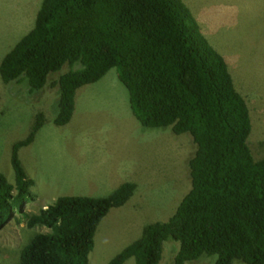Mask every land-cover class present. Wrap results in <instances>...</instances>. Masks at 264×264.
Instances as JSON below:
<instances>
[{"label":"trees","instance_id":"16d2710c","mask_svg":"<svg viewBox=\"0 0 264 264\" xmlns=\"http://www.w3.org/2000/svg\"><path fill=\"white\" fill-rule=\"evenodd\" d=\"M111 68L142 126L187 133L194 150L190 184L173 213L145 224L106 264H160L168 240L178 243L170 264L203 255L215 257L210 264H264V157L256 159L247 142L250 110L183 0H41L32 27L1 58L0 79L26 81L33 93L59 72L51 81V120L61 126L72 117L76 91ZM43 123L39 112L11 147L14 184L0 173V229L17 209V221L47 229L22 248L19 264H89L98 223L128 201L135 185L124 182L104 197L59 196L35 213L24 211L33 180L18 150Z\"/></svg>","mask_w":264,"mask_h":264},{"label":"rangeland","instance_id":"374dc122","mask_svg":"<svg viewBox=\"0 0 264 264\" xmlns=\"http://www.w3.org/2000/svg\"><path fill=\"white\" fill-rule=\"evenodd\" d=\"M40 2L0 0V60L32 27ZM183 2L209 44L225 59L250 110L248 145L256 159L264 157V0ZM58 74L51 73L46 85L33 93L26 81L5 84L0 79V173L14 184L11 147L28 135L41 112L42 127L30 144L18 150L20 163L33 180L24 211L35 213L59 196L104 197L124 182L134 183L128 201L110 209L96 227L88 263L106 264L141 235L145 224L165 221L173 213L190 184L187 160L194 145L187 133L142 126L115 68L81 86L70 121L54 125L57 93L51 81ZM20 215L17 209L0 229V264H19L31 237L47 230L28 228L16 220ZM177 249L176 241H165L160 264H170ZM214 259L203 255L186 264H210ZM123 264H133V258Z\"/></svg>","mask_w":264,"mask_h":264},{"label":"crops","instance_id":"0c3cea01","mask_svg":"<svg viewBox=\"0 0 264 264\" xmlns=\"http://www.w3.org/2000/svg\"><path fill=\"white\" fill-rule=\"evenodd\" d=\"M111 183V182H110ZM115 184H118V182L117 183H115Z\"/></svg>","mask_w":264,"mask_h":264}]
</instances>
